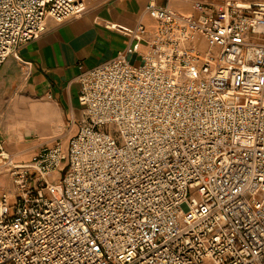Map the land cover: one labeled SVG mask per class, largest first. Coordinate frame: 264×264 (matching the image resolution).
Wrapping results in <instances>:
<instances>
[{"label":"built area","instance_id":"built-area-1","mask_svg":"<svg viewBox=\"0 0 264 264\" xmlns=\"http://www.w3.org/2000/svg\"><path fill=\"white\" fill-rule=\"evenodd\" d=\"M193 9L107 26L128 43L80 66L67 144L16 163L0 138V264H264V1ZM85 11L0 0V68Z\"/></svg>","mask_w":264,"mask_h":264},{"label":"crops","instance_id":"crops-1","mask_svg":"<svg viewBox=\"0 0 264 264\" xmlns=\"http://www.w3.org/2000/svg\"><path fill=\"white\" fill-rule=\"evenodd\" d=\"M185 1L194 5L218 0ZM147 3L86 0L81 16L61 23L49 21L43 35L20 46L18 57L6 60L0 68V138L9 152L19 153V163L30 162L53 140H70L75 129L70 122H80L84 116L78 100L80 66L96 67L125 48L128 38L109 29V24L135 27L141 22L153 30L155 21L144 12ZM130 59L135 62L138 57Z\"/></svg>","mask_w":264,"mask_h":264},{"label":"bare ground","instance_id":"bare-ground-1","mask_svg":"<svg viewBox=\"0 0 264 264\" xmlns=\"http://www.w3.org/2000/svg\"><path fill=\"white\" fill-rule=\"evenodd\" d=\"M170 8L177 13L190 16L193 12V4L185 0H169ZM19 153L14 154V162L19 163ZM56 175V173H54ZM4 178L0 176V183H4Z\"/></svg>","mask_w":264,"mask_h":264},{"label":"rangeland","instance_id":"rangeland-1","mask_svg":"<svg viewBox=\"0 0 264 264\" xmlns=\"http://www.w3.org/2000/svg\"><path fill=\"white\" fill-rule=\"evenodd\" d=\"M85 3H86V0H85ZM135 63H139V60H137V61H135ZM76 131H77V127L75 126V129H74V131L71 133V135L73 134H75L76 133ZM69 141H67V140H65L63 143L64 144H67ZM51 143V142H50ZM3 178H6V182L4 183V184H2V185H4L5 187H7V188H11L12 187V185H11V181L9 180V178L7 177V176H2ZM54 177H56V178H59L58 177V175L56 174H54ZM1 184V183H0Z\"/></svg>","mask_w":264,"mask_h":264}]
</instances>
